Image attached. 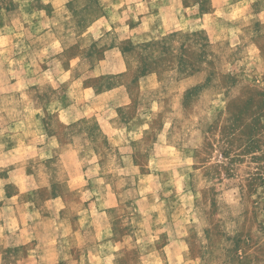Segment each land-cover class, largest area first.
Returning <instances> with one entry per match:
<instances>
[{
  "label": "rangeland",
  "instance_id": "obj_1",
  "mask_svg": "<svg viewBox=\"0 0 264 264\" xmlns=\"http://www.w3.org/2000/svg\"><path fill=\"white\" fill-rule=\"evenodd\" d=\"M235 2L0 0V264H264V0Z\"/></svg>",
  "mask_w": 264,
  "mask_h": 264
},
{
  "label": "crops",
  "instance_id": "obj_2",
  "mask_svg": "<svg viewBox=\"0 0 264 264\" xmlns=\"http://www.w3.org/2000/svg\"><path fill=\"white\" fill-rule=\"evenodd\" d=\"M251 1L252 0H236V2L233 3V5L231 7L236 6V7H240L241 9H243L244 7L249 6ZM259 12H260L259 14L264 15V7L262 9H260ZM112 53L116 54L115 51H112ZM84 90L86 91V89H84ZM118 102L114 101V103L107 104L104 107H101V110H99L96 113V122H97V124L99 125L100 128H103L102 131L105 133L106 138H108L110 140L112 139V140H115V141H116V139L122 138V134H120L121 129L124 128L125 131L127 132L125 134L129 135V134H134L135 131L138 128L137 125H135V126L132 125L131 127H129V125H130L129 121H127V119L124 120V119L120 118V115L118 114V107H120L122 105L121 103L123 101L121 100V101H118ZM124 103H126V102H124ZM84 105L85 104H83L82 106H84ZM76 107H77L76 103L75 104L72 103L71 105L68 106V108H70V109H72V108L74 109ZM82 115L85 116V114H82ZM79 117H81V115ZM134 117H135V115L132 116L131 118L134 119ZM69 121L73 122L72 119L71 120L69 119ZM125 145H127V144H124L122 141H120L119 143L116 141L115 146L114 147H110L109 150H111L110 152H114L118 156V160H120L119 159L120 156H121V159L123 158V159L127 160L128 159L127 158V156H128L127 154H131L132 155L133 151L129 150L128 149L129 147H126ZM132 166H134V165L132 164ZM124 167H125L124 164L122 165L121 162H120L116 169H125ZM83 168L84 169H88L90 167H88V165H87L85 167H82V169ZM90 169H92V168H90ZM84 185H85V182H84ZM113 196H114V199H115L116 196L114 194H113ZM109 199H105V196L103 197V201H105V200L108 201V203H106V206H103V207H108L109 205H111V202H109ZM51 200L53 201V203L60 204V205L62 204V199L61 198L60 199L59 198L58 199L55 198V199H51Z\"/></svg>",
  "mask_w": 264,
  "mask_h": 264
}]
</instances>
